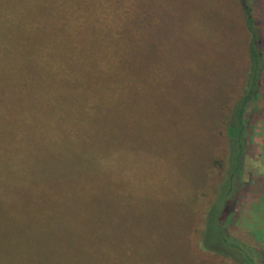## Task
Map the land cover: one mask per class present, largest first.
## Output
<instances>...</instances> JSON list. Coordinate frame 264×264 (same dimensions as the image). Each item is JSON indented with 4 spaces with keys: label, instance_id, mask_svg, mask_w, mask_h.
I'll list each match as a JSON object with an SVG mask.
<instances>
[{
    "label": "trees",
    "instance_id": "trees-1",
    "mask_svg": "<svg viewBox=\"0 0 264 264\" xmlns=\"http://www.w3.org/2000/svg\"><path fill=\"white\" fill-rule=\"evenodd\" d=\"M240 3L244 49L236 57L222 41L213 54L230 111L222 161L211 155L221 172L200 241L236 264H264L263 250L233 231L251 135L245 116L264 79L259 31ZM151 11L145 0H0V264H207L190 240L207 161L198 184L177 188L172 87L155 91L169 104L158 125L167 181L161 173L143 187L135 176L144 151L131 146L130 123L148 90L142 73L167 61ZM194 38L190 68L206 70L207 42Z\"/></svg>",
    "mask_w": 264,
    "mask_h": 264
},
{
    "label": "rangeland",
    "instance_id": "rangeland-1",
    "mask_svg": "<svg viewBox=\"0 0 264 264\" xmlns=\"http://www.w3.org/2000/svg\"><path fill=\"white\" fill-rule=\"evenodd\" d=\"M247 3L259 31L264 55V0H247ZM145 8L152 9V21L157 26L156 37L162 49L160 55L168 62H163L158 71L147 68L142 73L148 90L138 117L130 123L131 127L134 126L131 146L144 151L135 166L136 180L146 187L156 182L154 178L163 173L164 179L161 176L158 179L160 182L167 181L163 170L166 167L163 152L167 146L158 125L169 104L162 100V93L158 95L155 91L172 87L181 145L180 155L175 153L174 157H177L176 167L184 172L183 182L178 183L177 188L191 190L193 183L200 182L197 177L200 175L199 167H207V185L204 186L207 197L204 196L203 201L197 199L200 210L190 231V240L207 264H236L231 259L203 249L200 229L202 213L212 200L220 179L221 166L219 162H211V155L214 154L215 161H222L223 150L225 152L223 125L230 111L225 94L227 89L222 84L225 73L212 67L213 54L222 41L234 46L236 57L241 51L238 44L241 43L244 49L248 33L240 0H145ZM194 37L207 42L203 44V48L207 47V71L193 72L190 68L197 52ZM168 47L174 54L173 58L168 56L171 53H165ZM173 64L177 66L174 71ZM211 83L215 85L211 86ZM262 87L257 104L250 105L245 116L251 125V135L243 161L244 185L237 201L233 231L240 240L253 243L264 252V79ZM147 112L150 114H145ZM215 122L217 124L211 129V123ZM203 160L207 161L206 167H201ZM161 167L162 171L159 170ZM144 198L140 197L138 201L147 199Z\"/></svg>",
    "mask_w": 264,
    "mask_h": 264
}]
</instances>
